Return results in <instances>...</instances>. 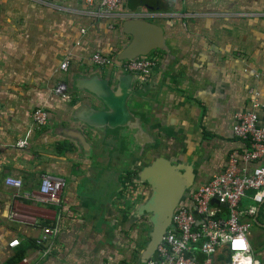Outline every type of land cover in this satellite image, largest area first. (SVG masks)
Wrapping results in <instances>:
<instances>
[{"label":"crops","instance_id":"obj_1","mask_svg":"<svg viewBox=\"0 0 264 264\" xmlns=\"http://www.w3.org/2000/svg\"><path fill=\"white\" fill-rule=\"evenodd\" d=\"M117 13L110 21L84 0H0V264H148L144 169L167 161L188 200L242 148L231 128L251 109L249 91L264 125V0H123ZM136 33L153 44L147 77L91 63L94 53L116 59ZM39 108L43 126L31 116ZM44 174L65 179L58 208L36 200ZM8 177L22 181L19 192ZM123 186L137 193L126 208ZM242 207L253 208L248 241L264 264V200ZM56 225L43 255L36 241ZM228 259L223 249L219 261Z\"/></svg>","mask_w":264,"mask_h":264},{"label":"built area","instance_id":"obj_2","mask_svg":"<svg viewBox=\"0 0 264 264\" xmlns=\"http://www.w3.org/2000/svg\"><path fill=\"white\" fill-rule=\"evenodd\" d=\"M50 5L63 4L71 0H40ZM89 5L99 4L104 15L114 17L118 14L123 0H84ZM134 15H137L134 13ZM143 15V14H142ZM112 27L113 24H110ZM82 34L85 30L81 31ZM91 63L106 67L116 64L117 67L128 74L147 77L155 65V59L150 55L137 57L129 60H116L109 54L94 53ZM71 58L67 57L61 65L63 71H67ZM250 94L258 96L254 91ZM65 86L63 84L56 88V94L66 98ZM251 100V109L236 112L234 123L231 128L233 137L243 142L241 149H232L225 161L222 170L195 188L189 195L188 200H182L171 215V222L156 247V259L148 264H221L219 256L223 249L229 252L226 264H233L232 240L243 236L248 241L252 222L248 217L253 208L242 207L246 198H251L256 203L264 200V125H260L256 109L259 103ZM33 122L43 126L48 122V113L39 108L32 113ZM23 142V141H22ZM248 164L250 166L248 167ZM5 184L19 192L22 181L17 178L8 177ZM65 187L63 177L44 174L40 179L38 195L39 202L59 207L61 194ZM30 195L25 194L24 197ZM216 198L217 203L211 204V199ZM221 204H225L226 212L220 216ZM16 218L17 214L10 215ZM24 218V217H23ZM24 221L30 222L28 217ZM59 233L58 226L44 227L42 236L36 241L37 244H46L43 255H48L54 249V242ZM249 243V241H248ZM18 245L14 240L9 243L13 247ZM249 251L245 255L253 256V247L249 243ZM237 257L236 264H240ZM259 264L261 262L259 261Z\"/></svg>","mask_w":264,"mask_h":264},{"label":"water","instance_id":"obj_3","mask_svg":"<svg viewBox=\"0 0 264 264\" xmlns=\"http://www.w3.org/2000/svg\"><path fill=\"white\" fill-rule=\"evenodd\" d=\"M141 28L148 26V22H138ZM136 36L117 54V59L124 61L137 57L148 56L153 44L145 45L144 38ZM145 180L151 185V194L145 205V210L153 217V230L151 232V250H155L171 222V215L180 203L183 187L178 184L176 173L165 160L151 162L143 171ZM217 203L216 198L211 199V204ZM226 206L225 204H221Z\"/></svg>","mask_w":264,"mask_h":264},{"label":"clouds","instance_id":"obj_4","mask_svg":"<svg viewBox=\"0 0 264 264\" xmlns=\"http://www.w3.org/2000/svg\"><path fill=\"white\" fill-rule=\"evenodd\" d=\"M250 245L242 235L232 240V250L236 255L233 256V264H236L237 257H240V264H254V259L251 255H245L249 251ZM259 264V261H255Z\"/></svg>","mask_w":264,"mask_h":264},{"label":"rangeland","instance_id":"obj_5","mask_svg":"<svg viewBox=\"0 0 264 264\" xmlns=\"http://www.w3.org/2000/svg\"><path fill=\"white\" fill-rule=\"evenodd\" d=\"M123 188H126L125 192H129V197L127 196V198H121L122 199L121 203H124L125 204V208H126V206H128L130 203L133 204L134 202H137V196H136L137 193L131 192L130 187L123 186ZM123 211H125V210H123ZM142 222H144V221H142ZM144 229H145L144 225L135 226L134 227V235H137L138 239L141 238V235H143L145 233ZM152 230H153V226L151 227V231ZM45 245L46 244H42V245L37 244V246H39L42 250L45 248Z\"/></svg>","mask_w":264,"mask_h":264},{"label":"trees","instance_id":"obj_6","mask_svg":"<svg viewBox=\"0 0 264 264\" xmlns=\"http://www.w3.org/2000/svg\"><path fill=\"white\" fill-rule=\"evenodd\" d=\"M116 60H118V59L116 58Z\"/></svg>","mask_w":264,"mask_h":264}]
</instances>
